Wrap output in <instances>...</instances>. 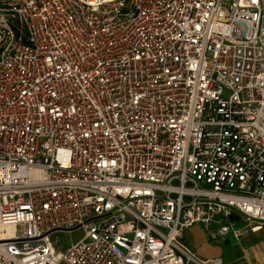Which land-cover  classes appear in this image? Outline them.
I'll use <instances>...</instances> for the list:
<instances>
[{
	"label": "built area",
	"instance_id": "built-area-1",
	"mask_svg": "<svg viewBox=\"0 0 264 264\" xmlns=\"http://www.w3.org/2000/svg\"><path fill=\"white\" fill-rule=\"evenodd\" d=\"M196 225L264 226V0H0V264H221Z\"/></svg>",
	"mask_w": 264,
	"mask_h": 264
},
{
	"label": "rangeland",
	"instance_id": "rangeland-1",
	"mask_svg": "<svg viewBox=\"0 0 264 264\" xmlns=\"http://www.w3.org/2000/svg\"><path fill=\"white\" fill-rule=\"evenodd\" d=\"M262 229V226L259 227ZM182 237L179 239L181 246H184L188 253L196 260L212 261L218 260L225 247L220 243L209 242L203 230L198 225L183 230ZM81 229L64 233H54L51 235L55 247L64 248L75 244L83 237ZM220 260V259H219Z\"/></svg>",
	"mask_w": 264,
	"mask_h": 264
},
{
	"label": "crops",
	"instance_id": "crops-1",
	"mask_svg": "<svg viewBox=\"0 0 264 264\" xmlns=\"http://www.w3.org/2000/svg\"><path fill=\"white\" fill-rule=\"evenodd\" d=\"M218 242L225 247L217 260L221 264H264V226L243 233L239 239L228 236Z\"/></svg>",
	"mask_w": 264,
	"mask_h": 264
},
{
	"label": "water",
	"instance_id": "water-1",
	"mask_svg": "<svg viewBox=\"0 0 264 264\" xmlns=\"http://www.w3.org/2000/svg\"><path fill=\"white\" fill-rule=\"evenodd\" d=\"M212 203H216V202H212ZM232 211H233V212H235L236 214H240L241 216H243L244 218H246V217H245V215H243V214H241V213H238V212H236L234 209H232ZM254 221H255V220H254ZM254 221H253V222H254ZM255 222H258V221H255Z\"/></svg>",
	"mask_w": 264,
	"mask_h": 264
}]
</instances>
